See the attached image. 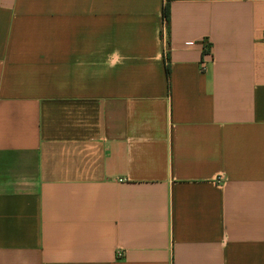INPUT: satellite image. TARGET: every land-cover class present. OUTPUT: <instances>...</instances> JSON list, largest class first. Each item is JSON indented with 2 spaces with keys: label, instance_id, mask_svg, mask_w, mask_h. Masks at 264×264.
<instances>
[{
  "label": "crops",
  "instance_id": "crops-1",
  "mask_svg": "<svg viewBox=\"0 0 264 264\" xmlns=\"http://www.w3.org/2000/svg\"><path fill=\"white\" fill-rule=\"evenodd\" d=\"M0 264H264V0H0Z\"/></svg>",
  "mask_w": 264,
  "mask_h": 264
},
{
  "label": "trees",
  "instance_id": "trees-1",
  "mask_svg": "<svg viewBox=\"0 0 264 264\" xmlns=\"http://www.w3.org/2000/svg\"><path fill=\"white\" fill-rule=\"evenodd\" d=\"M168 15H169V9H168V7L166 6V7L164 8V16H165L166 20L168 19Z\"/></svg>",
  "mask_w": 264,
  "mask_h": 264
},
{
  "label": "built area",
  "instance_id": "built-area-1",
  "mask_svg": "<svg viewBox=\"0 0 264 264\" xmlns=\"http://www.w3.org/2000/svg\"><path fill=\"white\" fill-rule=\"evenodd\" d=\"M205 65H206V64H205V63H203V65H202V69H204V68H205ZM119 255H120V254H119Z\"/></svg>",
  "mask_w": 264,
  "mask_h": 264
}]
</instances>
